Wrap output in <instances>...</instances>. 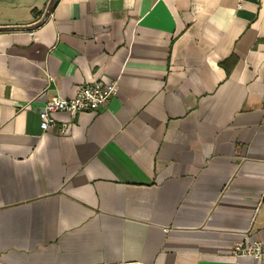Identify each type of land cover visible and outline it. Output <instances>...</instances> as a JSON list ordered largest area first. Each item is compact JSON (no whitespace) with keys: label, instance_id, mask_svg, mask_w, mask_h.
Listing matches in <instances>:
<instances>
[{"label":"crops","instance_id":"obj_1","mask_svg":"<svg viewBox=\"0 0 264 264\" xmlns=\"http://www.w3.org/2000/svg\"><path fill=\"white\" fill-rule=\"evenodd\" d=\"M95 80L118 83L105 107L41 129ZM246 235L264 0H0V264H264L233 252Z\"/></svg>","mask_w":264,"mask_h":264},{"label":"built area","instance_id":"obj_2","mask_svg":"<svg viewBox=\"0 0 264 264\" xmlns=\"http://www.w3.org/2000/svg\"><path fill=\"white\" fill-rule=\"evenodd\" d=\"M117 91V81L105 83L95 80L82 83L73 97H54L45 102L39 111L40 127L44 131L55 127L60 113L75 114L84 110H99L109 103ZM71 126L72 120H62L60 130L67 133ZM233 252L236 255H249L256 260L264 261V239L246 235L234 245Z\"/></svg>","mask_w":264,"mask_h":264},{"label":"water","instance_id":"obj_3","mask_svg":"<svg viewBox=\"0 0 264 264\" xmlns=\"http://www.w3.org/2000/svg\"><path fill=\"white\" fill-rule=\"evenodd\" d=\"M48 14V13H47Z\"/></svg>","mask_w":264,"mask_h":264}]
</instances>
